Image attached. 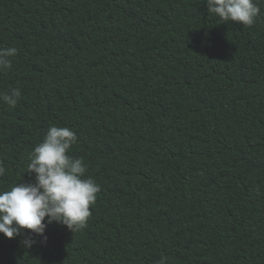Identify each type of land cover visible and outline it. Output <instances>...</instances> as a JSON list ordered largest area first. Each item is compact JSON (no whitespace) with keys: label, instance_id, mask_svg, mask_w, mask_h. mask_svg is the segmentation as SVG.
Returning <instances> with one entry per match:
<instances>
[{"label":"trees","instance_id":"1","mask_svg":"<svg viewBox=\"0 0 264 264\" xmlns=\"http://www.w3.org/2000/svg\"><path fill=\"white\" fill-rule=\"evenodd\" d=\"M206 0H0V190L68 126L100 186L91 217L53 222L0 264H264V0L251 26Z\"/></svg>","mask_w":264,"mask_h":264},{"label":"clouds","instance_id":"2","mask_svg":"<svg viewBox=\"0 0 264 264\" xmlns=\"http://www.w3.org/2000/svg\"><path fill=\"white\" fill-rule=\"evenodd\" d=\"M208 13L222 22H238L251 26L260 14L258 0H206ZM16 47H0V71L10 69ZM21 96L19 88L0 94V100L15 107ZM78 141L75 131L68 126L51 125L41 142L29 156L26 171L34 174V182H16L8 190H0V234L7 238L21 236L30 248L36 241L31 234L46 240L45 230L53 222L67 227L72 233L87 226L100 186L91 176H86L82 157H74L69 150ZM5 168L0 164V175ZM161 256L157 264H167Z\"/></svg>","mask_w":264,"mask_h":264}]
</instances>
